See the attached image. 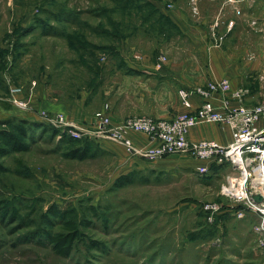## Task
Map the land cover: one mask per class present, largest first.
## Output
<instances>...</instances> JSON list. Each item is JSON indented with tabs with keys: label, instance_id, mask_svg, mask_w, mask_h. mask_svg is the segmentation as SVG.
Returning a JSON list of instances; mask_svg holds the SVG:
<instances>
[{
	"label": "rangeland",
	"instance_id": "rangeland-1",
	"mask_svg": "<svg viewBox=\"0 0 264 264\" xmlns=\"http://www.w3.org/2000/svg\"><path fill=\"white\" fill-rule=\"evenodd\" d=\"M171 2L187 3L191 19L204 20L216 51L229 44L228 15L234 2ZM149 4L150 0H0V102L7 98L20 107L9 94L11 84L23 89L17 97L34 104L45 98L76 101L92 91L90 106L99 108L104 87L118 80L122 55L158 53L165 59L193 48L177 29L152 13ZM262 49L260 27L252 30L250 70L242 79L250 104L263 95ZM100 110L108 113L109 105ZM20 118L0 116V129L14 131ZM43 120L30 124L29 138L21 137L31 143L29 150L0 154V264H264L256 220L237 217V208L227 207L229 201L221 194L227 176L237 170L212 165L209 173H200L191 155L175 153L166 156L171 165L134 168L135 182L117 187L115 181L126 168L103 141L84 137L67 142L62 127ZM87 143L90 157L68 156ZM214 204L223 206L210 209ZM52 205L71 211L64 221L73 219L83 235L69 257L57 254L43 232L66 230L61 216L53 225L43 221ZM91 239L101 246L90 247Z\"/></svg>",
	"mask_w": 264,
	"mask_h": 264
},
{
	"label": "crops",
	"instance_id": "crops-1",
	"mask_svg": "<svg viewBox=\"0 0 264 264\" xmlns=\"http://www.w3.org/2000/svg\"><path fill=\"white\" fill-rule=\"evenodd\" d=\"M150 1L152 4L150 8L154 11L152 13L168 17L178 32L191 41L190 44H194L192 50L186 48L180 55L174 57L171 56L174 54H168L165 59L158 53L122 55L118 65V70H120L118 80L104 87L102 90L103 102L99 108L90 106L89 102L94 98L91 99L92 91L82 94L76 101L62 102L46 98L38 100L39 103H35L36 108L53 113L62 112L68 119L80 125L93 124L96 121L95 113L102 109L106 103L109 105L108 115L113 124L134 116L168 119L177 113L194 110L203 102L198 94H193L190 97L192 107H185L177 95L181 88L192 89L197 86H205L210 81L223 78L230 80L232 90L245 86L242 79L247 78L250 70V36L252 30L260 29L262 25L264 19L263 1H230L234 2V6L231 5L228 16L234 23L230 26L229 44L224 49L217 51L210 46L209 33L203 24L204 20L194 19L195 21H193L191 19L189 1L188 4L170 3L172 0ZM221 96V94H215V97ZM248 96L244 97L243 102L246 105H254L250 104V101L248 102ZM7 101V98H2L0 102V116L17 115L21 118L29 116L32 119L40 120L35 110L17 107L8 101L9 105ZM236 104L237 101L232 99L231 105L235 106ZM126 135L141 146L149 144L148 137L142 133L128 131ZM188 138L191 141L212 139L222 144H228L232 140V130L226 124L205 123L191 128ZM102 141V146L121 164H124V168H126L124 174L134 168L139 170L159 169L172 164L171 159L167 157L150 160L142 155H131L121 143L111 140ZM191 161L196 169L199 165L205 164V161L195 158H192ZM250 216L257 221L256 215L250 214Z\"/></svg>",
	"mask_w": 264,
	"mask_h": 264
},
{
	"label": "built area",
	"instance_id": "built-area-1",
	"mask_svg": "<svg viewBox=\"0 0 264 264\" xmlns=\"http://www.w3.org/2000/svg\"><path fill=\"white\" fill-rule=\"evenodd\" d=\"M259 1L264 2V0ZM233 23L234 21H231L230 26ZM261 33L264 72V19ZM212 45L215 44L212 42ZM217 45L219 46V42ZM32 84L35 86V82ZM22 91L21 86H10L13 102L22 108L31 109L30 99L17 97ZM248 93L249 90L245 87L232 90L231 82L227 78L210 81L205 86L192 89L181 88L179 98L185 107H192L190 97L193 94H198L203 102L196 109L177 113L169 119L151 116L129 117L113 124L107 111L100 110L95 115V123L84 126L71 121L62 112L52 114L42 109L38 110V113L46 121L62 127L73 138L113 140L123 144L131 155H142L154 160L175 153H187L195 159L205 161V164L197 168L200 173H209L212 165L228 166L237 170V174L227 176L226 182L222 185L221 194L229 201L226 203L227 207L229 205L237 208L235 212L237 217L256 215L255 230L259 234L258 245L264 249V81L263 95L259 102L246 105L243 100ZM215 94L222 96L215 97ZM232 99L237 101L235 106L231 105ZM205 123L229 125L232 130V140L228 144L212 139L189 140V130ZM128 131L146 135L149 144L141 146L135 143L127 137ZM256 193L263 196V201L256 202L253 199V194ZM220 206L223 204H214L210 209L217 210Z\"/></svg>",
	"mask_w": 264,
	"mask_h": 264
},
{
	"label": "trees",
	"instance_id": "trees-1",
	"mask_svg": "<svg viewBox=\"0 0 264 264\" xmlns=\"http://www.w3.org/2000/svg\"><path fill=\"white\" fill-rule=\"evenodd\" d=\"M149 5L150 7L152 6V4H149ZM137 10L141 11V7H139V9ZM160 16L167 23H169L176 29V27L170 22L168 17L162 16V15ZM10 86L11 84L9 85V94H10ZM16 86H19V85H16ZM31 104H32L31 109L36 111L40 119H43L41 115L38 113V110L40 109L36 108L37 105H35L34 103H31ZM38 120L39 119H29V118L22 117L19 119L17 123H14L13 125L14 131L10 129H0V154L5 155L9 150H12V151L29 150L31 148V143L28 142L27 139L22 140L21 137L29 138V131L31 128L30 124L39 122ZM11 121H15V120L13 119ZM11 121H7L5 123L10 124L12 123ZM64 140H67V142H70V143H77L79 141V139L73 138L68 134L67 136H65ZM89 141L96 143V140H89ZM68 156L72 158H79V159H85V158L90 157L91 155H90L89 143L85 144V146H83L82 148L79 146L77 147V149L71 150L68 153ZM1 167L2 165L0 164V168ZM136 175H137V172L135 170L131 171L130 173L122 174L116 179L114 185L117 187H123L128 184H132L135 182ZM90 208L95 211L94 205H92ZM70 214H71V211L69 210L61 211L56 205H52L49 208L48 214L43 215V221L50 225H53L55 223L54 222L55 218H58L60 216L63 217L62 220L66 226L65 231L53 232L51 230H44L43 232L45 233V237L47 238L48 242L52 245V248L54 249V251L57 254L64 256V257H69L72 254L76 243L80 239H83L82 232L79 231V229L76 226V222L73 219H67L64 221V219L68 217ZM33 236L35 238L37 234H34ZM88 245L90 247L96 248V247L101 246V242L95 239H91Z\"/></svg>",
	"mask_w": 264,
	"mask_h": 264
},
{
	"label": "water",
	"instance_id": "water-1",
	"mask_svg": "<svg viewBox=\"0 0 264 264\" xmlns=\"http://www.w3.org/2000/svg\"><path fill=\"white\" fill-rule=\"evenodd\" d=\"M253 199L256 201V202H261L263 201V196L261 194H253Z\"/></svg>",
	"mask_w": 264,
	"mask_h": 264
},
{
	"label": "bare ground",
	"instance_id": "bare-ground-1",
	"mask_svg": "<svg viewBox=\"0 0 264 264\" xmlns=\"http://www.w3.org/2000/svg\"><path fill=\"white\" fill-rule=\"evenodd\" d=\"M258 178H259V175H258Z\"/></svg>",
	"mask_w": 264,
	"mask_h": 264
}]
</instances>
